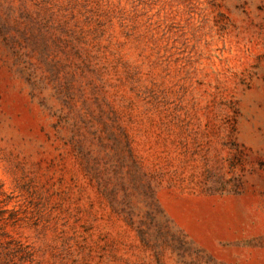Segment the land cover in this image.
Segmentation results:
<instances>
[{
    "label": "rangeland",
    "instance_id": "obj_1",
    "mask_svg": "<svg viewBox=\"0 0 264 264\" xmlns=\"http://www.w3.org/2000/svg\"><path fill=\"white\" fill-rule=\"evenodd\" d=\"M0 264H264V0H0Z\"/></svg>",
    "mask_w": 264,
    "mask_h": 264
}]
</instances>
